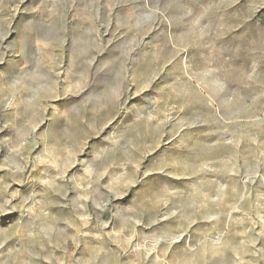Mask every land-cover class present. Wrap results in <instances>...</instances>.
I'll list each match as a JSON object with an SVG mask.
<instances>
[{
    "label": "rangeland",
    "instance_id": "374dc122",
    "mask_svg": "<svg viewBox=\"0 0 264 264\" xmlns=\"http://www.w3.org/2000/svg\"><path fill=\"white\" fill-rule=\"evenodd\" d=\"M0 264H264V0H0Z\"/></svg>",
    "mask_w": 264,
    "mask_h": 264
}]
</instances>
